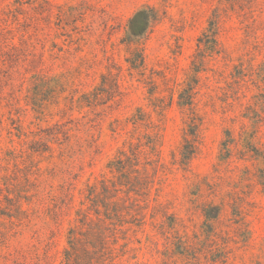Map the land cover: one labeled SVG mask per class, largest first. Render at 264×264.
<instances>
[{
    "label": "rangeland",
    "instance_id": "obj_1",
    "mask_svg": "<svg viewBox=\"0 0 264 264\" xmlns=\"http://www.w3.org/2000/svg\"><path fill=\"white\" fill-rule=\"evenodd\" d=\"M215 16L211 55L197 40ZM136 50L142 69L126 62ZM36 74L53 79V97L34 90ZM192 79V108L181 106ZM192 118L197 152L182 167ZM251 132L264 149V0H0V264H64L88 186L115 183L125 197L108 164L135 147L141 173L151 163L147 188L129 194L143 220L119 228L108 264H264L259 165L239 160Z\"/></svg>",
    "mask_w": 264,
    "mask_h": 264
},
{
    "label": "trees",
    "instance_id": "obj_2",
    "mask_svg": "<svg viewBox=\"0 0 264 264\" xmlns=\"http://www.w3.org/2000/svg\"><path fill=\"white\" fill-rule=\"evenodd\" d=\"M141 19H143L142 16ZM145 21H131L129 24L133 27L138 23L144 24ZM219 21L218 17H212L208 23V27L202 33L201 37L197 40L198 48L203 46L202 50L209 54H217V35L219 32ZM139 31L128 32V44L129 43H139ZM130 69H142L144 66V58L140 50H136L133 56L126 59ZM195 66V65H194ZM194 73L198 72V69H193ZM195 79L191 80V84L188 86L187 90L189 92L185 95V98L180 97L181 101L179 105L189 106L192 108V95L191 91L193 87L192 83L195 84ZM35 91H39L41 95L47 93L51 97L55 94V89L49 87V82L53 81L52 78H46L42 74L35 75ZM58 85V82H56ZM114 88L117 89V83L114 84ZM85 95L82 96V98ZM189 98V100H188ZM188 100V101H187ZM71 106H73L74 100L71 98ZM140 112L139 110H137ZM142 120V119H137ZM134 122H137L134 120ZM133 122V123H134ZM58 125H55L51 131L52 133H47L48 136H56L59 131L56 130ZM66 137V132L63 133ZM254 132L244 133L241 137L242 149L239 151L241 157L239 160H249L259 165L257 169L256 178L258 185L262 188L264 192V149L260 148L255 142ZM227 140L221 145L225 152L228 151V146L231 142H234L233 136L228 132L226 134ZM198 124L196 120L192 118L188 124V131L185 134L183 143L179 152V164L184 167L189 164L191 159L196 155L197 145H198ZM160 137L156 133L153 136H147L146 146L153 152L156 150V145L159 143ZM135 147L131 151V157L125 155L124 152H119V157L108 164L110 172H115L120 177L123 186H128L125 191V197H118L120 189L115 185V183H108L107 181H100L99 186L96 185L88 186L86 200L89 203L87 209L79 210L76 215V225L70 227L67 232V247L63 251L64 264H108L113 259L112 245L117 243L118 232L122 230L119 229L125 224L140 226L142 220L138 219V216L143 217L141 214L142 208L138 205L137 201L130 197V193L134 195H139L140 192L147 188L146 180L143 178V174L147 171L146 166H150V161L144 162V166H141L143 172L138 169L140 165L139 152H137ZM34 150L33 147H31ZM49 147L44 145L43 150H48ZM36 150V149H35ZM155 170V168H154ZM156 171V170H155ZM131 174L133 178L131 179ZM134 182V185L132 183ZM143 193V192H142ZM9 200V199H7ZM237 201H234V208L237 209ZM17 212L23 213L20 206H17ZM220 208L218 206H207L202 209V215L205 222L209 220H216L219 217ZM235 215H239L240 211H236ZM208 227L207 223H205ZM175 221L173 217H169L168 227L173 229Z\"/></svg>",
    "mask_w": 264,
    "mask_h": 264
}]
</instances>
